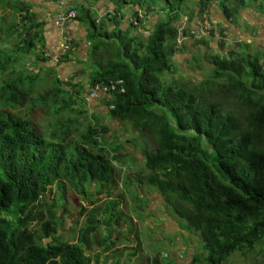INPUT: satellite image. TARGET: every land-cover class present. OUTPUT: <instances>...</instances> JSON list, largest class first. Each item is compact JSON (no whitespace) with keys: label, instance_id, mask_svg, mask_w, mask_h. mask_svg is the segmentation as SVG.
Returning a JSON list of instances; mask_svg holds the SVG:
<instances>
[{"label":"trees","instance_id":"16d2710c","mask_svg":"<svg viewBox=\"0 0 264 264\" xmlns=\"http://www.w3.org/2000/svg\"><path fill=\"white\" fill-rule=\"evenodd\" d=\"M187 1L164 0L167 20H157L145 37L136 31H144L136 13L122 37L118 24L113 22L114 29L107 32L102 18L90 14L83 3L62 10H74L86 25L92 57L99 49L95 39L111 41L102 45L114 49L97 63L84 91L82 83H64L54 67H46L43 24L32 5L0 0V7L14 18L0 17V264H91L84 248L98 228L97 209L88 212L87 228L75 245L60 241L55 199L47 201L46 196L57 192L63 214L70 191L83 200L102 192L109 199L118 174L113 162H136L121 143L113 142L107 150L96 126L79 119L85 110L72 107L99 84L107 88L105 119L136 131L126 142L136 145V137L139 142L137 181L153 188L179 226L197 236L199 254L191 264H228L235 253L241 262L251 258L248 264L264 263V52L241 40L222 54L223 29L228 27L221 22L215 29L209 20L207 7L215 8V0H189L194 3L189 13L182 8ZM217 1L227 23H234L231 19L245 8L264 15V0ZM182 16L187 22L206 18V26L199 25L198 32L182 28L175 49L181 37L173 23ZM213 33L219 53L209 56L207 76L191 86L179 79L166 82L165 72L175 71L170 56L181 54L187 40L199 43ZM37 47L40 54L35 53ZM73 50L70 46L61 55L59 65ZM192 57L202 66L200 53ZM38 65L45 70L46 83L44 74L29 70ZM42 83L47 87L41 89ZM39 113L50 115L41 125L36 121ZM61 113L75 116L63 118ZM86 183H96V189L86 188ZM127 184L124 180L123 186ZM106 205L109 210L116 202Z\"/></svg>","mask_w":264,"mask_h":264},{"label":"crops","instance_id":"0c3cea01","mask_svg":"<svg viewBox=\"0 0 264 264\" xmlns=\"http://www.w3.org/2000/svg\"><path fill=\"white\" fill-rule=\"evenodd\" d=\"M25 1L29 2L32 7L37 6L35 5V2L33 0ZM130 1L131 0H84L80 3H83L88 9H91H89L90 11H93L90 14L93 13V15L99 17V19L102 18V27H104V30H107V32H110L114 29L113 22L118 24V26L122 30V37L128 35V24L134 23L132 14L135 13L137 9H141L139 18L141 19V27L144 31L140 29H136V31L140 32V35L145 37L147 36L148 31L151 30L152 25L155 24L157 20H164L162 18V15H165L167 9L161 7L156 9L152 6L150 8V6H146V0H141L140 4L136 6L134 2ZM58 2H55L54 7L43 5L42 8H39V20L43 24L42 29L44 38V50H46L49 55H62L60 52V42L62 39V34L58 26L46 18V13H60L62 10L70 8L69 6L65 8H57ZM72 6H74V4ZM142 7H145L146 11H148L147 8H149V14H147ZM207 10L209 14V20L213 25H217V23H219L221 19H215L214 6L207 7ZM94 12L96 13V15ZM245 13L253 14L250 15L249 19L245 16ZM257 15L264 16L262 14H259L253 8H245L244 10H242L238 14L234 24L228 26V40H226L231 44H234L235 42H239L241 40L247 44H254L253 42H250V36H245V33H249V35L254 34V36H257V38H254V42H264L263 33L261 32L264 25V18L260 19L259 22L257 19ZM158 16L160 17V19H157ZM241 19H244V21H241ZM241 22H245L246 27L245 23L244 25H242ZM175 24L179 26H174L177 29H180L182 27L192 30L193 28L196 29V27H199V23L197 21L187 22L186 17L178 22H175ZM233 26H237L239 30H233ZM250 28H254V31L250 32ZM64 30L71 39L74 52L68 54L69 60L61 62L60 65L59 63H51L48 65L50 67H54V74L57 75L62 82L66 83L68 82L69 76L73 72L78 71L75 68H72V72L70 73V75H67L65 73L67 65L68 68H71V66L74 64H80L81 66H84L85 73H88L90 75L92 73V60L97 57V54L94 57L89 54L90 43L87 41V29L82 20L77 18L70 21ZM131 33L135 35V33ZM191 41L193 40L190 39L186 42L191 43ZM110 42L111 41L109 40L104 42L102 41V44ZM200 46H202V49L200 50L201 53H203L205 50H209L210 52H212V54L218 53V51H215V33H213V39L211 41H200L196 47ZM105 49L107 50V46H105ZM107 52H112L114 54L113 47H109ZM62 59L63 57L61 58V60ZM87 66H90L89 69L87 68ZM82 76L83 77L80 76L81 79L79 80H72V83H82L84 91H87L88 80L84 77V75ZM103 96V93L98 94L95 98L88 97V95H83V97L88 101L90 108L95 112L100 113V116L106 118L107 114ZM113 165L118 172V174L115 176L119 179V183L115 184L116 187L117 184L123 187L124 180L128 183L126 186H131V180L134 181L133 187L135 184L144 186L135 179H131L129 176H127L128 179L125 177L127 174L125 175V173L123 172V167L124 169H127V167L130 166L128 165V163H124L123 165H118V167H116L115 163L113 162ZM132 166H138L139 168L138 164H132ZM127 172L130 171L127 169ZM131 172H134L133 169ZM85 185L86 188L92 190L96 189L97 184L86 183ZM137 192L141 194L140 198L144 201V203H148V207H144L141 211V213L143 214L142 217H137L139 212L138 209H132L131 207H129L128 209L124 208L125 202L120 194L114 196L111 195L109 199L105 197L104 201L100 199V196L105 192L97 195L94 194L93 191L92 194H94V196L88 197L87 200H83L81 196H75V198L81 202H75L73 204V210L67 217V230L61 233L64 235H67L69 233V236H67L68 239L62 240L60 238V241L75 243L76 245L81 230L83 228H87L86 226L88 221V212L92 211L93 209H97L94 214L96 216L95 221L97 222L98 228L93 233V235H89V246L84 248L85 256L91 260V264H191L192 258L194 256H198L196 255L197 253L199 254L198 248H196L198 238L195 237V235H189L185 230H183L179 226V219L172 213H167L159 209V205L161 203L162 206H165L159 194H155L152 192L149 194H145L142 192V190L140 191L139 188L137 189ZM94 200H96L94 205L90 204V201L93 202ZM109 200L116 202V206L114 209L117 208V210L121 211V214L120 216H114L112 212H109V219L104 220L108 211L105 210L107 206L106 203H108ZM82 208L84 210H82ZM66 213L67 212L65 211L64 214ZM72 225L76 229L75 233H71V231L68 229ZM145 234L149 237L148 240L143 239V236L145 237ZM192 238L194 240L189 243L188 247L184 248L182 242L184 240L190 241ZM48 241L49 239L46 240V242Z\"/></svg>","mask_w":264,"mask_h":264},{"label":"rangeland","instance_id":"374dc122","mask_svg":"<svg viewBox=\"0 0 264 264\" xmlns=\"http://www.w3.org/2000/svg\"><path fill=\"white\" fill-rule=\"evenodd\" d=\"M33 1L35 2V5H37V6H34L33 9H34L35 13L38 14V18H39V8H42L43 5H49V6L54 7L55 2L59 1L57 8H65L67 6L70 7L71 4L76 5V3H80V2H82L84 0H81V1L80 0H55V1H52V0H33ZM185 1H187V0H185ZM130 2H134V0H131ZM187 2H189V3H187ZM187 2H186L187 4H185V2L182 4V8L184 9L185 12L189 13V12H191L190 11L191 8L193 9V4L194 3L189 1V0ZM217 2L218 1L215 0V4H214L215 5V19H217V18L221 19V21L219 23L222 22L227 27L229 25H231V24H234V23H229V22L227 23V20L224 19L223 15L219 11V9H217ZM145 3L147 5H149V6L155 7L156 9H158L159 7L165 8L164 0H146ZM228 5H229V3H228ZM135 6H134V8H135ZM142 8L147 14H149L148 11L145 10V7H142ZM188 8L190 10H188ZM140 12H141V9H137L135 11V13L137 15H140ZM48 14H51V13H49V12L46 13V18L50 21V18L47 17ZM57 14L58 13H54L52 15H57ZM251 14H253V13H245V16L250 19V15ZM0 17L3 18L4 20H10V18H13V16L11 15L9 10H7L6 8L2 9L1 7H0ZM153 17H155V16H153ZM162 18L164 20H167L166 14L164 16L162 15ZM183 18L184 17H182V19ZM262 18H264V16L257 15V19H258L259 22H260V19H262ZM236 19H237V17H236ZM15 20H18V19H15ZM231 20H233L234 22L236 21L235 18H233ZM241 21H244V19H241ZM244 23L245 22H241L242 25H244ZM173 26H178V25L175 24V22H174ZM245 27H246V23H245ZM232 28H233V30H236V31L239 30L237 26H233ZM196 29H197V27H196ZM196 29L193 28L192 30L196 31ZM223 30L226 31V34H224V35L222 34V36L224 37V39L228 40L227 37H228L229 30H228V28H224ZM227 30H228V32H227ZM253 31H254V28H250V32H253ZM261 32L263 33V38H264V25L262 27ZM222 33H224V32H222ZM258 33H260V32H258ZM177 34L181 38L177 42V47H175V49H179V47H180V42H181L182 37H183L181 29L178 30ZM215 34H216L215 35V51L217 52L218 51L217 50V46H216L217 33H215ZM245 36L246 37L250 36V39H251L250 42L254 43L253 45H251V47H253L254 51L261 52V53L264 52V42H261V43L260 42H254V38H257V36H254V34H250L249 35V33H245ZM212 39H213V35L212 36H208L207 34H205L204 37L201 38V41H204V40L211 41ZM94 44L98 45L99 49H98L97 57L94 60H92L91 72H93L95 70V68L98 66V64H97L98 62L102 63V59L103 58L104 59L108 58V55H109V53L105 49V46L102 45V41L95 39V43ZM186 44H187L186 45V49H183L181 54H175V55L170 56L169 63H171V69L173 67L175 71L173 73L165 72L163 78L166 80V82L171 81L172 79L173 80L179 79L178 83H181V81H188L189 85L191 86V85H196L197 83H199L202 79H204L207 76L208 72L206 70L208 68H210V65H208L207 61H208L209 56L212 54V52H210L209 50H205L203 53H201V51H198V50H201L202 46L196 47L198 43H193L192 44V42L191 43L186 42ZM233 47H234L233 44H231L230 42L225 40L224 46L221 47V53L225 54V53H227L228 50L233 49ZM40 50H41L40 47H37V51H35V53L36 54H40ZM193 52H197V54L200 53V55L203 56V58L201 59L202 66L198 67V64H196L193 61V57H192L193 56ZM30 61H31V57L27 58L26 64H29L28 66L32 65L30 63ZM48 64H51V62H49ZM46 67H48V66H46ZM89 67L90 66H87L88 69H89ZM72 68H75L78 71H75V72H73L70 75V73L72 72ZM29 70L30 71L32 70V72H34V73L39 71V74H44L45 75V70L40 69L39 65L36 66V67L32 66V67H30ZM65 73L67 75H70L69 78H68V81L79 80V79H81V77H83L82 75H84V77L87 80H88V77H89V74L85 73L84 66H81L80 64H74V65L71 66V68L70 67L68 68V65H67V68L65 69ZM42 80L43 81L45 80V83H46L47 80H48L47 76L45 75ZM40 86H41V89L47 87V85L44 84V83H42V85H40ZM71 96L73 98H76L74 93H71ZM72 107L75 108V109L76 108H82V109L85 110V113L83 115H79V119L83 118V123L84 124H87L88 122H90L94 126H96L97 131L100 133L101 141H103L107 145V147H106L107 150H109L108 147L113 142H118V143H121L124 148H128L129 149L130 158H131V156H133V153H134L135 160H136L134 165L138 164L139 168H138V166H132V164H131L128 167V170L130 172H127V169H124V167H123V172L126 173L127 176H129L131 179H135L137 181V179L135 177V173L138 172V170L141 168V163H142V157L140 155L139 142L137 140V137H136V139H132V143L136 141L135 142L136 145H134V144L132 145V144L126 142V138H131V135L136 134V131H132L128 125L118 124V122L115 121V120H111L110 121L109 119H105L104 117L100 116V113H97V112H95L94 110H92L90 108V106L88 104V101L86 99H85V101H82V102L80 101L78 105L77 104L72 105ZM93 114L96 115L97 119L93 118ZM67 115L75 116V114H73V113H61L59 116H62L64 118ZM36 118H37L36 121L39 122V124L41 125V124H44L45 121L50 118V115H48L47 113H42L40 115V113H39V115ZM102 124H106L108 126V129L102 130L103 129V127H102L103 125ZM119 152L121 153L123 151L119 150ZM115 166L118 167V164L115 163ZM132 169L134 171L133 173L131 172ZM116 183H119V179H118V177L115 176L114 184H116ZM130 184H131V186H123V187L117 184L116 190L113 189L111 195L114 196V195L120 194L121 197L123 198L124 202H125L124 203V208L125 209H128L129 207H131L132 209L136 208V209L139 210L137 217H142L143 214L141 213V211H142V209L144 207H148V203H144V201L140 198L141 194H139L137 192V189L139 188L140 191L142 190V192L145 193V194H149L151 192L156 194V191L153 190V188H151V187H147L145 184H142L144 186H141L139 184H135L134 187H133V184H134L133 180H131ZM105 197H107V195L105 193H103L100 196V199H102V201H104ZM46 198H47V201H51L52 199H55V204H54L55 208H53V211H54L55 214H57V217H58V227L60 229L59 235H60L62 240H67L68 239L67 236H69V233L67 235H64V234H61V233L65 232L67 230V224H68L67 223V217L69 216V213L72 212V210H73V204L75 202L77 203V202H81V201H78V199L75 198V195L71 191L69 193H66V197H65V201L64 202H65V209L67 210L66 211L67 213L63 214L59 207L61 205H63L64 203H63V201H60L58 199L57 192L52 190L49 194H47ZM159 209L162 210V211H165L167 213H170L169 209L167 208V205L162 206V203L159 205ZM109 212L110 213L112 212L114 214V216H117V215L120 216V214H121V211L117 210V208L116 209L110 208L107 211L106 217L104 218V220H108L109 219L108 218ZM181 221L184 222L183 220H181ZM68 229L71 231V233H73V232L75 233L76 232V229H75V227L73 225L71 227H69ZM195 237H197V236L195 235ZM143 239H147L148 240L149 237L146 236V234H145V237L143 236ZM192 240H194V239L192 238L190 241L184 240L182 242L183 247L184 248L188 247L189 243L192 242ZM247 252H250V251H247ZM261 255H263V253H261ZM248 257L249 256L247 255V258ZM231 258L232 259L231 260L229 259V263L228 264H248L249 260L251 259V258H249L247 261L241 262L242 258H241V255L238 254V253L233 254L231 256ZM257 260L260 261L261 259L257 258ZM251 264H256V262H253Z\"/></svg>","mask_w":264,"mask_h":264},{"label":"built area","instance_id":"2783aa9c","mask_svg":"<svg viewBox=\"0 0 264 264\" xmlns=\"http://www.w3.org/2000/svg\"><path fill=\"white\" fill-rule=\"evenodd\" d=\"M76 12L74 10H70L68 11L66 14L65 13H58L57 15H47L48 18H50L51 20H53V22L57 25H63L68 19L70 18H73V17H76ZM60 46H61V54H65L68 50H69V47H70V38L65 36V35H62V39H61V42H60ZM44 56L46 58H48V62H51L52 64L54 63H58L59 62V59H60V55H49L47 53V51H45L44 53ZM107 91V88L102 85V84H99L98 87H96L95 90L91 91L90 93V97H95L97 95L96 92H101V93H104Z\"/></svg>","mask_w":264,"mask_h":264},{"label":"clouds","instance_id":"9594fccd","mask_svg":"<svg viewBox=\"0 0 264 264\" xmlns=\"http://www.w3.org/2000/svg\"><path fill=\"white\" fill-rule=\"evenodd\" d=\"M135 5H137V4H135ZM67 9H69V8H67ZM49 15H51V14H49ZM138 17H139V15H138ZM77 18V16L76 17H73V18H70V19H68L63 25H57V24H55L54 22H53V20H51L50 19V21H52L55 25H57L58 26V28L61 30V34L62 35H65V27L67 26V24L70 22V21H72V20H74V19H76ZM206 18H205V20H204V22H202V23H199V25L201 26V27H203V26H206ZM216 27H217V25L215 26V29H216ZM181 29V31H182V27L180 28ZM179 29V30H180ZM198 29V30H197ZM196 29V31L198 32L201 28H197ZM200 34H201V32H200ZM65 36H67V37H69L68 35H65ZM70 38V37H69ZM226 40V39H225ZM227 41V40H226ZM70 46H73L72 45V42H71V39H70ZM218 53H219V51H218ZM66 54V53H65ZM60 58H61V55H60ZM60 60V59H59ZM49 63V62H48ZM101 93V92H100ZM104 94V93H103ZM98 95V94H97ZM97 95L95 96V97H97ZM89 97H90V94H89ZM95 97H91V98H95Z\"/></svg>","mask_w":264,"mask_h":264}]
</instances>
